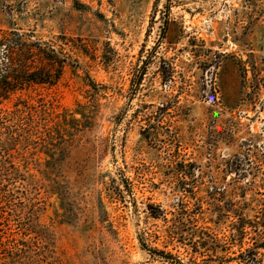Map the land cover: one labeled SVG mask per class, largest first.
I'll list each match as a JSON object with an SVG mask.
<instances>
[{
  "label": "rangeland",
  "instance_id": "obj_1",
  "mask_svg": "<svg viewBox=\"0 0 264 264\" xmlns=\"http://www.w3.org/2000/svg\"><path fill=\"white\" fill-rule=\"evenodd\" d=\"M12 32L66 60L0 104V264H236L232 220L264 210V0H0V75ZM23 102L67 114L53 159Z\"/></svg>",
  "mask_w": 264,
  "mask_h": 264
},
{
  "label": "trees",
  "instance_id": "obj_2",
  "mask_svg": "<svg viewBox=\"0 0 264 264\" xmlns=\"http://www.w3.org/2000/svg\"><path fill=\"white\" fill-rule=\"evenodd\" d=\"M8 37H16V39H5L3 49L5 71L4 75H0V104L2 101L9 100L13 94L23 92L26 84H47L59 79L66 60L50 42H41L31 34L12 32ZM12 65H16L18 68L16 76L9 71ZM10 78L21 83L11 85L7 83ZM20 105L34 109L33 115L37 121V134L42 145L41 148H45L46 154L53 159L56 154L61 152H56L57 147H60L62 143L56 141L58 136L56 139L55 136L59 134L60 124L66 121L67 114L56 112L50 102L37 103L35 107H30L26 102ZM16 107L7 115L18 113V105ZM32 117L27 118L32 122ZM72 120L76 121L73 118ZM259 206L264 209V200L260 201ZM257 215L254 220L245 218L243 215H236L234 219L232 218V221L235 220L231 223L232 231L229 236L232 244L242 242L248 236L246 228H253L252 235L249 237L251 242L253 241L252 246L239 251L234 258H231L236 264H264V210L263 212L261 210Z\"/></svg>",
  "mask_w": 264,
  "mask_h": 264
}]
</instances>
